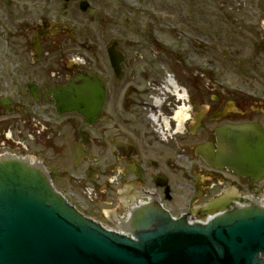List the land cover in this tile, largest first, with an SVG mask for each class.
<instances>
[{
    "label": "flooded vegetation",
    "instance_id": "1",
    "mask_svg": "<svg viewBox=\"0 0 264 264\" xmlns=\"http://www.w3.org/2000/svg\"><path fill=\"white\" fill-rule=\"evenodd\" d=\"M169 1L161 19L159 0H0V147L41 159L53 177L93 184L87 190L117 202L120 212L158 199L176 210L178 194L176 203L185 196L181 204L194 216L222 189L230 197L260 190L264 181L209 161L218 155L219 127L252 121L264 128V99L216 85L192 67L211 45L195 22L207 20L198 9L203 0ZM98 31L105 35L96 39ZM161 64L171 69L160 71ZM82 71L105 82L93 123L55 106L53 89Z\"/></svg>",
    "mask_w": 264,
    "mask_h": 264
},
{
    "label": "water",
    "instance_id": "2",
    "mask_svg": "<svg viewBox=\"0 0 264 264\" xmlns=\"http://www.w3.org/2000/svg\"><path fill=\"white\" fill-rule=\"evenodd\" d=\"M119 67V55L111 51ZM58 111H77L87 123L100 116L103 79L82 71L76 81L53 89ZM216 166L244 176L264 175V130L244 122L218 129ZM140 211L133 241L82 215L53 187L43 166L0 157V264H262L264 214L202 229L167 220L161 211ZM159 224H157V223ZM154 226V228H150ZM143 229V230H142Z\"/></svg>",
    "mask_w": 264,
    "mask_h": 264
},
{
    "label": "rangeland",
    "instance_id": "3",
    "mask_svg": "<svg viewBox=\"0 0 264 264\" xmlns=\"http://www.w3.org/2000/svg\"><path fill=\"white\" fill-rule=\"evenodd\" d=\"M199 3H202L200 6L202 8L199 7L198 9H202V12L206 13L205 16L207 15V17L205 19L207 20L202 22L197 19L195 22L204 25V33L206 34L204 35L211 45L206 53H203L204 55H197V58L202 62L192 61V67L198 68L201 66L203 70L207 71L209 81L219 83L227 88L238 89L241 93L250 94L255 99L263 100L264 0H203ZM171 7L169 0H159V16L161 19L169 17L166 13ZM218 23L222 25V30L215 27ZM198 31L200 30L198 29ZM91 35L99 39L105 35V32H92ZM128 35L132 36L133 34L128 32ZM161 35L166 39H172L168 32H162ZM170 69L168 64L160 65V71L165 72ZM255 118L261 119V115L256 113ZM8 148L0 147V151ZM74 170L83 172V167ZM57 173L54 175L56 186L71 198L80 209L94 215L105 224H109V226H116L117 218H107L103 209H109L118 215L120 210L115 206L118 205L117 202L105 199L102 196L103 194L94 195L89 192L87 189L91 191L93 184L88 182L77 184L69 181L67 177V179L62 178ZM187 194H191V192ZM90 196L94 197L90 198ZM184 198L185 196L182 201ZM178 199L179 195L177 194L174 203L172 202L173 205L171 203V206L176 210L183 207L182 201L180 204L176 203ZM121 209L127 212L128 206Z\"/></svg>",
    "mask_w": 264,
    "mask_h": 264
}]
</instances>
